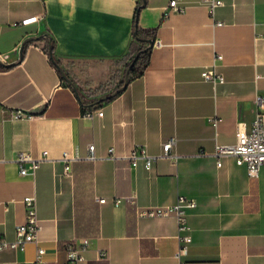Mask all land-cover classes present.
Segmentation results:
<instances>
[{"label": "crops", "instance_id": "crops-1", "mask_svg": "<svg viewBox=\"0 0 264 264\" xmlns=\"http://www.w3.org/2000/svg\"><path fill=\"white\" fill-rule=\"evenodd\" d=\"M140 1L0 0V60L16 64L0 69V240L16 239L23 200L34 196L48 264H63L66 245L83 240L90 243L87 264H100V251L107 264H180L175 219H139L137 210L183 196L198 204L189 214L186 264H264V167L253 179L234 158L218 166L214 157L217 145L236 143L239 122L253 123L264 95V0H223L214 19L199 0H183L185 11L171 14V0H145L139 26L158 29L151 63L118 98L96 108L103 117L85 116L44 42L30 45L18 63L26 39L48 35L55 57L73 63L83 82L106 83L128 53ZM30 17L39 23L19 25ZM214 64L223 84L202 78ZM17 111L26 116L13 118ZM171 139L176 164L132 166L136 148L158 156ZM90 145L94 161L87 160ZM45 151L53 161L21 176L18 153ZM64 153L79 156L70 176L59 161ZM132 197L134 204L115 205ZM36 253L34 244L5 250L0 264H31Z\"/></svg>", "mask_w": 264, "mask_h": 264}, {"label": "built area", "instance_id": "built-area-1", "mask_svg": "<svg viewBox=\"0 0 264 264\" xmlns=\"http://www.w3.org/2000/svg\"><path fill=\"white\" fill-rule=\"evenodd\" d=\"M183 0H171L167 14L183 13L185 8L181 6ZM199 3L205 6L209 12L211 19H214L216 11L224 6L223 0H199ZM39 17H30L23 19L19 25L26 27L38 24ZM222 23H217V26H222ZM222 60V56L218 55L215 58V64ZM209 71L202 73V78L206 82L213 84H223L224 78L216 72V65ZM5 108L0 103V110ZM103 110L96 109L88 111L85 116L89 118L103 117ZM15 119H21L26 116L23 112L17 111L13 115ZM209 123L215 125L217 120L215 117L208 120ZM175 139H171L162 147V154L158 156L148 155L143 148H136L128 159L132 166L136 167L139 162H143L146 169H151L153 164L160 159H169L174 164L177 163L179 156L172 152ZM214 157L218 159V166H221V159L234 158L236 165L245 167L250 178L258 179L262 168L264 167V95H259L256 99V115L253 123L248 126L245 122H239L236 131V143L231 146L217 145ZM97 159L95 154V145L89 146V156L87 160L94 161ZM79 156L70 153H64L59 159L64 164V173L66 176L72 174V165ZM48 161H53L49 158L48 152H43L35 157L28 152H21L15 157V163L20 167V175L25 177L34 175L40 166ZM124 201L135 203V198L117 199L115 205H121ZM106 200H101L100 203H105ZM25 207V221L16 228V239L14 241L0 240V252L5 250L24 251L25 248L34 244L37 246L36 259L31 264H48L44 259L45 250L39 246L40 234L42 227L38 216L37 200L34 196L25 197L23 200ZM198 207L195 199L178 197L173 205L159 206L154 208H138L137 216L139 219H170L174 218L178 228V243L179 248L176 253V259L180 264H186L184 258L188 255L189 246L193 242L192 229L189 224V214ZM89 241L83 240L80 243L72 242L65 247V261L63 264H87L86 252L89 249ZM98 261L100 264H107L108 255L105 251L98 252Z\"/></svg>", "mask_w": 264, "mask_h": 264}, {"label": "trees", "instance_id": "trees-1", "mask_svg": "<svg viewBox=\"0 0 264 264\" xmlns=\"http://www.w3.org/2000/svg\"><path fill=\"white\" fill-rule=\"evenodd\" d=\"M145 7L143 6V0H141L140 3H138L137 5L134 14L133 39L130 43L128 53L122 59L114 63L115 67L117 68V71L104 84L93 87L90 82H83L80 77L77 78L79 75H75V73L70 70V67L74 65L73 63L65 64L62 59H57L55 55L53 60L49 54L48 40L24 43L23 50L21 52V57L18 63L24 60L26 51L30 45H33L38 42H44V50L49 55L52 65L59 71L63 81L67 83L59 67L76 86V94L78 95L81 105L85 107V114L90 110H96V108H98L103 103H110L114 101L128 88L131 82L143 77L145 71L151 63L153 47L150 48L149 41H153L155 43L158 29H143L139 26V17L141 11ZM52 44L55 53L56 44L53 40ZM132 63L134 65L129 75L128 85L124 90L117 92L124 86L126 70L130 67ZM15 66L16 64H12L8 68L0 67V69L9 70L14 68Z\"/></svg>", "mask_w": 264, "mask_h": 264}, {"label": "water", "instance_id": "water-1", "mask_svg": "<svg viewBox=\"0 0 264 264\" xmlns=\"http://www.w3.org/2000/svg\"><path fill=\"white\" fill-rule=\"evenodd\" d=\"M143 6H146V1L143 0ZM44 40H48V49H49V54L51 56V58L54 60V49H53V44H52V39L48 36V35H43V36H39V37H30L28 39L25 40L24 43L26 42H37V41H44ZM149 45L150 48L154 46V42L153 41H149ZM23 48L21 49L22 52ZM133 63L130 65V67L126 70L125 73V78H124V86L119 89L117 92H120L122 90H124L126 88V86L129 83V75L131 72V69L133 68ZM0 66L3 68H8L10 65L9 64H5L0 60ZM58 66V65H57ZM60 71L62 72L66 82L68 83V85L75 91L77 92V88L76 86L72 83V81L66 76V74L63 72V70L59 67Z\"/></svg>", "mask_w": 264, "mask_h": 264}, {"label": "rangeland", "instance_id": "rangeland-1", "mask_svg": "<svg viewBox=\"0 0 264 264\" xmlns=\"http://www.w3.org/2000/svg\"><path fill=\"white\" fill-rule=\"evenodd\" d=\"M76 75V74H75ZM78 76V75H77ZM80 77V75L77 77V78H79Z\"/></svg>", "mask_w": 264, "mask_h": 264}]
</instances>
